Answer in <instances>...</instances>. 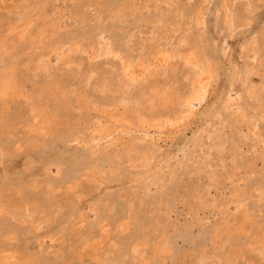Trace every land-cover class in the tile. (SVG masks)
<instances>
[{
	"label": "rangeland",
	"instance_id": "1",
	"mask_svg": "<svg viewBox=\"0 0 264 264\" xmlns=\"http://www.w3.org/2000/svg\"><path fill=\"white\" fill-rule=\"evenodd\" d=\"M0 264H264V0H0Z\"/></svg>",
	"mask_w": 264,
	"mask_h": 264
}]
</instances>
